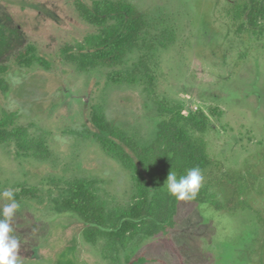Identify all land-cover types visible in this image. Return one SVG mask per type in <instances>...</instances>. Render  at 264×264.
<instances>
[{"label":"rangeland","instance_id":"obj_1","mask_svg":"<svg viewBox=\"0 0 264 264\" xmlns=\"http://www.w3.org/2000/svg\"><path fill=\"white\" fill-rule=\"evenodd\" d=\"M94 1L102 0H0V68L9 67L0 74V120L12 117L45 149L43 156H24L16 142L0 144L2 191H34L16 200L12 220L21 264H127L136 258L142 264H264V18L256 34L228 14L236 0H124L154 18L148 46L120 66L84 67L78 46L100 29L85 21L79 5ZM29 45L48 68L18 67L14 56ZM118 72L133 78L113 83L110 76ZM159 105L209 117L208 152L220 170L203 172L202 187L221 208L178 201L159 235H138L124 245L107 235L88 240L79 216L55 209L71 182H94L107 212L135 199L131 173L94 138L93 117L102 113L146 142L161 119ZM248 169L258 177L243 197L247 207L232 210L236 195L224 176Z\"/></svg>","mask_w":264,"mask_h":264},{"label":"trees","instance_id":"obj_2","mask_svg":"<svg viewBox=\"0 0 264 264\" xmlns=\"http://www.w3.org/2000/svg\"><path fill=\"white\" fill-rule=\"evenodd\" d=\"M79 9L85 21L100 29L99 34L86 39L85 45L78 46L77 58L84 67L123 65L130 54L148 46L151 32L156 27L154 18L148 12L124 0L94 1L91 7L80 4ZM227 11L233 20L239 21L240 28L247 27L256 34L263 32V26L260 27L259 23L264 18V6L259 1L236 0L234 4H229ZM257 28L260 29L256 31ZM68 57L70 60L77 59L72 54ZM14 60L23 69L36 65L42 68L49 66L33 45L18 52ZM8 70L9 67L2 66L0 74H6ZM133 74L114 73L110 80L113 83L128 82ZM157 110L161 119L154 137L146 142L127 136L102 113L93 117L92 123L96 128L94 138L131 173L135 199L126 209L107 212L105 203L95 191L94 182H71L62 190L61 199L54 201L55 209L60 214L66 212L79 216L88 227L85 230L88 240L94 234L107 235L124 245L125 240H133L138 235L153 237L165 232V226L173 220L179 201L163 190L169 172L173 171L179 178L193 167H199L202 173L209 169L220 170L219 164L208 152L205 136L210 127V119L204 112L184 115L181 106L164 105H159ZM13 123L14 119L9 116L0 120V144L16 142L24 156H43L45 149L42 144L31 142L27 129L14 126ZM252 175L249 169L246 174H225V180L236 195L232 210L247 207L243 197L253 181ZM207 189L201 185L192 201L212 202L220 209L221 205L208 194ZM33 192L24 189L21 195L26 198L33 195ZM22 196L16 194L15 198L20 201ZM142 263L141 258L127 260V264Z\"/></svg>","mask_w":264,"mask_h":264},{"label":"clouds","instance_id":"obj_3","mask_svg":"<svg viewBox=\"0 0 264 264\" xmlns=\"http://www.w3.org/2000/svg\"><path fill=\"white\" fill-rule=\"evenodd\" d=\"M203 175L199 167L189 169L186 175L177 178L170 171L163 187L179 201L196 198L203 182ZM0 200L7 201L0 207V264H21L18 255L21 247L20 240L13 234L12 220L19 209L15 192L11 189L0 191Z\"/></svg>","mask_w":264,"mask_h":264},{"label":"flooded vegetation","instance_id":"obj_4","mask_svg":"<svg viewBox=\"0 0 264 264\" xmlns=\"http://www.w3.org/2000/svg\"><path fill=\"white\" fill-rule=\"evenodd\" d=\"M252 173V172H251ZM246 174V173H245ZM253 175H252V178H254V179H256L258 176L257 175H255L254 173H252ZM252 184V183H251ZM70 263H72L73 261L72 260H70L69 261Z\"/></svg>","mask_w":264,"mask_h":264}]
</instances>
